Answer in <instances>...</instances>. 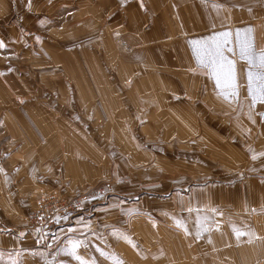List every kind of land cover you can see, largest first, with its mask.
<instances>
[{
  "label": "rangeland",
  "instance_id": "374dc122",
  "mask_svg": "<svg viewBox=\"0 0 264 264\" xmlns=\"http://www.w3.org/2000/svg\"><path fill=\"white\" fill-rule=\"evenodd\" d=\"M162 55L144 0H0V264L206 259L247 219L222 133L161 110L191 86Z\"/></svg>",
  "mask_w": 264,
  "mask_h": 264
},
{
  "label": "crops",
  "instance_id": "0c3cea01",
  "mask_svg": "<svg viewBox=\"0 0 264 264\" xmlns=\"http://www.w3.org/2000/svg\"><path fill=\"white\" fill-rule=\"evenodd\" d=\"M144 8L151 29H159V49L165 54L160 68L191 78L181 103L173 105L167 93H160L161 110L166 116L191 118L195 132L222 133L215 149L223 165L239 175V184L231 196H218V203L246 212L247 219L231 216L229 227H218L221 239L201 242L198 251L206 259L138 253L122 262L100 257L99 264H257L264 259V99L257 91L264 81L254 75L250 93L248 74L264 72V67L242 58L241 44L251 43L256 57L264 53V0H144ZM216 45L226 60L234 61L235 90L223 86V77L217 85L207 54Z\"/></svg>",
  "mask_w": 264,
  "mask_h": 264
},
{
  "label": "snow or ice",
  "instance_id": "6c2138e0",
  "mask_svg": "<svg viewBox=\"0 0 264 264\" xmlns=\"http://www.w3.org/2000/svg\"><path fill=\"white\" fill-rule=\"evenodd\" d=\"M227 36L228 34H223ZM207 54L212 57V65L214 69V74L216 76L217 85H221V79L223 77V86L226 88H231L235 90L236 82H235V74H234V61L226 60V57L221 50L220 45H216L214 49H208ZM241 57L248 59L250 64H254L258 61L261 67H264V53H261L259 57H256L252 48L251 43L245 41L241 44ZM225 62L227 64V69L225 70ZM255 78L264 81V72L254 74L252 71H249L248 78H249V92H253L252 83L253 79ZM262 99H264V83H261L260 87L257 89ZM255 96L253 99L255 100ZM237 235H240L237 232ZM79 246V242H74L72 244V253L75 255V249ZM80 259V257H76Z\"/></svg>",
  "mask_w": 264,
  "mask_h": 264
},
{
  "label": "built area",
  "instance_id": "2783aa9c",
  "mask_svg": "<svg viewBox=\"0 0 264 264\" xmlns=\"http://www.w3.org/2000/svg\"><path fill=\"white\" fill-rule=\"evenodd\" d=\"M257 264H264V259L258 262Z\"/></svg>",
  "mask_w": 264,
  "mask_h": 264
}]
</instances>
